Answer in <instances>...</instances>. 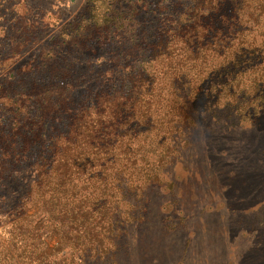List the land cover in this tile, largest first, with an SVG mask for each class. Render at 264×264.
Masks as SVG:
<instances>
[{
	"label": "rangeland",
	"instance_id": "1",
	"mask_svg": "<svg viewBox=\"0 0 264 264\" xmlns=\"http://www.w3.org/2000/svg\"><path fill=\"white\" fill-rule=\"evenodd\" d=\"M260 1L247 0L244 7L240 0H218L186 33L170 37L176 53L183 48L189 54L175 73L164 70L151 82L148 92L182 104L180 111L193 121H178L177 138L164 139L163 147L155 149L161 138H143L135 150L136 158L145 153L157 179L128 185L131 180L121 173L92 195L85 184L79 195L84 214L77 213V204L65 214L68 179L61 186L50 176L40 216L36 182L51 171L39 175L46 163L37 160L50 159L51 145L70 134L74 113L67 97L94 100L109 89L100 78L109 59L126 58L127 71L149 52L156 56L155 33L168 34L171 20L190 1L0 0V158L10 157V170L0 175V264H264V8L255 9ZM93 15L99 24L106 18L105 45L64 50L62 31ZM62 76H71L72 89ZM115 76L112 83L122 93L120 81L130 75ZM132 108L123 105L114 114L118 128ZM163 151L165 160L158 162ZM123 171L137 178L130 175L134 168ZM81 223L87 228L83 236L77 233Z\"/></svg>",
	"mask_w": 264,
	"mask_h": 264
},
{
	"label": "trees",
	"instance_id": "2",
	"mask_svg": "<svg viewBox=\"0 0 264 264\" xmlns=\"http://www.w3.org/2000/svg\"><path fill=\"white\" fill-rule=\"evenodd\" d=\"M189 1L190 2L186 5V9L178 13V15L171 20L172 23L169 24L171 26L168 29V34L162 36L157 32L155 33L153 46H155V49H158L156 56L154 53L152 54V51L149 52L147 58H144V60L143 58L140 59L142 61L138 67L129 68L127 71L125 66L128 65L124 63L126 58L124 61L109 59L106 67L100 73V78L104 80L105 85L108 86L103 85L102 80L98 81L99 87L103 86L104 88L105 86L109 89L102 90V92L97 94L94 100L88 97L76 99L74 98V94L67 97L65 101L66 107H69L70 111L72 110L74 113V116L71 115V122L67 124V130L70 134L68 138H64L58 141V143L51 145L52 157H50V159L37 160L46 163L45 166H43L45 171L42 172V174L39 173V175H44L47 172L46 170L51 171V173L46 176H38L36 182V197L42 203L38 208V211L42 212L40 216L44 215L43 208L46 207L48 203V201L43 199L46 198L45 196L49 191L45 189V186L50 176H54L61 186L65 185V178L66 180L68 179L69 186L65 191L68 205H64L62 210V213L64 212L65 214L70 212L69 206L74 207L76 204L78 205L76 206L77 213L84 214V197L80 196H82L86 191L85 189H87L85 184L91 187L88 195H92L103 182H106V184L109 180L112 182L113 179L119 178L121 173L123 174L121 179L125 178V180H131V183L128 185L138 184L136 180H141L145 185L158 178V176L151 171L153 167L150 169L148 168L149 163L146 160L145 153L138 154L136 158L134 157L135 150L141 148L142 142H145L143 138H161V141L155 145V149L156 147H163L164 139L177 138V136H174V133L180 130V128H175V124L178 121L185 119V122L193 120L190 118L189 114H182V111H180L182 104L174 101L168 102L170 99L161 97L160 93L158 95L154 93L150 94L148 91H150L152 87L151 82H156L159 77L163 75L164 70H169L172 74L175 73L177 66L187 59L189 53L181 52L183 48L180 52L176 53V48H173L175 40L172 38L177 37V33H186L188 27L191 24L193 25L204 11L209 12L212 7H214V3L218 0ZM241 2L244 4V7H247V0H240V3ZM158 3H160V1ZM263 8L264 2L261 1L255 6V9L260 12H263ZM195 15L196 17H194ZM94 17L93 15L89 19H80L79 24L72 23L68 28L62 31V44L65 45L64 50L72 51V49L77 48V51L84 52L85 50L94 49L95 46L101 45L103 40H107L106 30L104 28V21H106V18L103 17L99 24V21L94 19ZM195 18H197L196 21L192 22ZM94 25L102 27L98 29L94 27ZM192 38L193 35L190 39ZM102 45H105V41ZM171 48H173V51H170ZM163 55H166L164 60L162 59ZM66 66H68V63ZM125 72L130 76L123 77V80L120 78L122 81H120L121 84L118 88H124L125 91L122 93L116 92V87L118 85L112 83V81L114 80L113 82L116 83L117 78L115 75ZM62 77L61 81L65 83L66 88L72 89L71 76ZM166 83L165 81L163 82V84ZM169 87L172 89L173 83H169ZM144 89L145 91H142V94L136 93V91ZM110 91L111 93L109 95ZM145 95H149V99H147ZM56 97L58 98L59 96ZM141 97H143L142 101L140 100ZM141 102H144V104L142 103L139 105L138 103ZM123 105L133 107L132 115L129 116L130 118L124 126L118 128L119 125L116 123L114 114L119 113ZM185 108L187 109V106H185L184 109ZM44 113L43 110L40 116H43ZM108 117H110L109 120ZM144 125H147L145 129ZM105 127H108L110 131L107 132ZM125 127H127V129L124 130L123 128ZM154 129H156V132L151 136L152 130ZM140 151L138 153H140ZM165 155L166 153L163 151L157 158L158 162H163L165 160ZM3 156V158H0V175L10 170L9 162L5 161V159H10V157ZM118 161L120 162L118 163ZM75 163L81 164L79 169ZM74 168L77 169L76 172H73L75 174L72 173ZM132 168H134L135 171L130 172V175L134 176V173H136V179L126 175L123 171V169L128 170ZM71 177L73 178L71 179ZM69 179H71V181H69ZM122 183L123 181L121 184ZM121 184L115 185V188ZM21 206H23V203H19L18 208ZM91 209H93V207ZM15 218L18 220L20 217L15 215ZM15 223L17 222H14V224ZM18 224L20 223L18 222ZM20 228L22 229L23 227ZM38 228V226L34 227V236H36V231L39 230ZM86 230L87 228L81 223L80 230H77V233L79 236H83L87 233ZM103 231L107 230L103 228ZM100 232H102V228ZM9 243H11V240H8V248L12 246L13 242L11 245ZM21 247L23 249V247L26 246L22 245Z\"/></svg>",
	"mask_w": 264,
	"mask_h": 264
}]
</instances>
